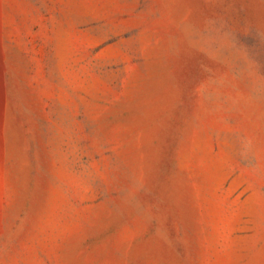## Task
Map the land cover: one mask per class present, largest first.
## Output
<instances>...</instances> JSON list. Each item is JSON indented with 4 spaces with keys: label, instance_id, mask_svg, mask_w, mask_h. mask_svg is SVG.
<instances>
[{
    "label": "rangeland",
    "instance_id": "rangeland-1",
    "mask_svg": "<svg viewBox=\"0 0 264 264\" xmlns=\"http://www.w3.org/2000/svg\"><path fill=\"white\" fill-rule=\"evenodd\" d=\"M0 264H264V0H0Z\"/></svg>",
    "mask_w": 264,
    "mask_h": 264
}]
</instances>
